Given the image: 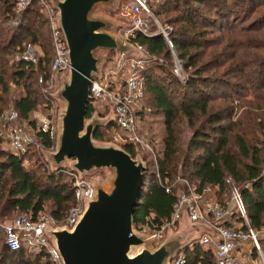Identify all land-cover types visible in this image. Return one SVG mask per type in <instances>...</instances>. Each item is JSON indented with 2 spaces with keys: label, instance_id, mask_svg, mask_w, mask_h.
Segmentation results:
<instances>
[{
  "label": "trees",
  "instance_id": "trees-1",
  "mask_svg": "<svg viewBox=\"0 0 264 264\" xmlns=\"http://www.w3.org/2000/svg\"><path fill=\"white\" fill-rule=\"evenodd\" d=\"M13 7L14 0H0V114L2 107L13 105L37 142L49 149L53 141L37 130L31 118L46 100L38 76L48 75L53 60L49 24L33 2L13 25ZM150 8L155 18L172 28L170 40L187 75L182 83L170 72L172 57L161 37L137 34L130 40L152 59L143 74L142 100L147 101L148 113L163 118L164 126L161 151H156L149 138L156 162L139 145H121L132 158L141 155L146 163L133 212L134 228L159 230L170 220L179 195L187 193L188 187L199 196H204L207 189H216V199L225 208L226 194L233 186L240 192L251 228L260 232L264 229V0H163ZM224 26L230 37L214 38L217 31L224 34ZM26 43L38 46L42 52L37 65L8 62L6 57L22 52ZM111 60V56L107 58ZM229 78L251 85L256 110L253 117L247 118L243 112L234 120L232 88L236 93L235 86H242ZM10 86L18 92L13 93ZM140 106L135 114L143 122L146 115L143 109L138 113ZM94 112L95 107L88 104L86 118ZM112 128H117L115 121L97 129L94 139L113 141L107 136ZM32 157L35 163L27 170L24 161ZM41 161L39 152L33 149L18 157L0 146V224H10L20 216L34 221L47 211L61 222L75 205L70 171H50ZM171 186L166 193L165 187ZM242 224L236 214L222 221V225L233 229ZM245 229L243 225L240 228ZM258 241L264 254V237ZM180 255L184 264H216L211 246L194 243ZM0 264L51 261L43 251H10L0 228Z\"/></svg>",
  "mask_w": 264,
  "mask_h": 264
},
{
  "label": "water",
  "instance_id": "water-1",
  "mask_svg": "<svg viewBox=\"0 0 264 264\" xmlns=\"http://www.w3.org/2000/svg\"><path fill=\"white\" fill-rule=\"evenodd\" d=\"M49 1L57 11L69 69L60 76V86L52 96L60 105L54 151L42 154L53 172L69 170L83 178L94 170H106L111 180L108 188L93 181V195L84 200L83 212L71 229L47 227L45 235L61 264H170L202 235H212L211 227L191 222L184 213L177 232L168 231L166 240L151 249L153 238L133 225L145 163L117 144L95 141L96 130L114 122L112 110L106 118L97 113L86 118L90 82L101 78L107 55L113 53L115 60L121 56L145 59L134 45L116 36L123 24L92 16L99 5H112L117 11L127 0Z\"/></svg>",
  "mask_w": 264,
  "mask_h": 264
},
{
  "label": "built area",
  "instance_id": "built-area-1",
  "mask_svg": "<svg viewBox=\"0 0 264 264\" xmlns=\"http://www.w3.org/2000/svg\"><path fill=\"white\" fill-rule=\"evenodd\" d=\"M162 1L127 0L121 7V16L129 22V25L119 29L117 37L124 44H131L130 40L137 34L145 37H161L170 53L175 54L170 40L172 28L160 24L150 8L151 4H158ZM33 2L37 3L40 11L47 18L53 49V60L48 75L38 76L40 90L47 98V95L50 97L53 92L58 77L68 72V50L57 25V11L49 0H14L11 24H17L21 13ZM134 46L144 54L145 59L121 56L118 60L114 58L107 61L102 69L101 78L92 79L90 82L91 104L93 106L103 104L112 110L117 128H112L108 132V136L113 139L114 144L120 146L128 143L139 145L142 151L150 154L156 162L154 148L149 139L138 130V120L135 114V110L140 106L144 96L143 74L152 59L144 48L138 45ZM38 58L36 48L28 45L13 57V62L35 66L38 63ZM173 59L171 72L183 83L186 75L183 72L182 64L178 58L173 57ZM162 62L163 60L159 59V63ZM19 124V115L14 108L0 114V146L9 151L11 155L20 157L30 149L39 153L54 149L56 125L52 120L45 119L37 127V130L46 133L53 141V145L49 149L43 148L34 136L26 132ZM70 176L73 178L75 205L69 210L63 221L58 222L49 213L42 212L37 215L34 221L20 216L10 224H0V228L4 232V243L10 251H18L21 248H25L29 252L43 251L51 264H61L57 251L45 235V230L47 227L71 229L83 212L84 200L93 195V180L90 177L79 178L72 172H70ZM159 184L162 185L160 181ZM186 185L188 186L187 183ZM171 188L172 186L165 187V192H169ZM230 188L232 211L223 208L216 201H208L203 195H196L192 188L188 187L187 193L179 195L170 220L163 224L159 230L150 232L145 228L137 231L149 235L155 242H159L163 238L164 232L178 226L183 214L186 213L191 222L211 227L212 235L204 234L196 243L206 247L211 246L214 249L216 264H264V254L258 241L259 232L250 226L240 192L233 186ZM234 214L242 219V225L246 228L244 231L240 230L242 225L238 229L222 225L224 218ZM245 244H251V249L245 248ZM171 264H184L182 255L176 256Z\"/></svg>",
  "mask_w": 264,
  "mask_h": 264
},
{
  "label": "rangeland",
  "instance_id": "rangeland-1",
  "mask_svg": "<svg viewBox=\"0 0 264 264\" xmlns=\"http://www.w3.org/2000/svg\"><path fill=\"white\" fill-rule=\"evenodd\" d=\"M125 3H126V1L122 2L120 4L119 9L117 11L115 10V8H116L115 6H112V5H99V6H97L94 9V11L92 13V16L93 17H98V16L99 17H103V18L108 19L114 25L115 24H123L124 27H125V26L129 25V22L127 20H125L121 16V7ZM204 12H205V14H207V10L206 9H204ZM157 20L159 21L160 24H162L163 26H166L164 24V21H162L161 19H157ZM240 21L238 23H236L235 29L239 28V25L241 23ZM233 22H234V20L231 22V25L233 24ZM227 29H228V27H225V26L223 27V30H225L224 34H226V35H224L222 33H219L217 31V32H215L216 35H213V37L217 38V37H220L222 35L225 36L226 38L230 37V35L228 36V32L226 31ZM117 33H118V30L115 32L116 36H117ZM28 45H32V44H30V43L24 44V49ZM32 46L36 48L38 57H40L42 55V52H41L40 48L38 46H35V45H32ZM230 52H232V51L230 50L229 53ZM16 54L17 53H15V52L12 53V54H9L6 57L8 62H10V63L13 62V57ZM170 55L172 57L171 61L173 62L174 61L173 57L177 58V54L175 52V54L174 53H170ZM110 56H111L112 59H114V54L110 53L106 57V62H107V58H109ZM170 70H171V67H170ZM221 71H223V70L221 69L220 72ZM183 72H184L185 75H187V72L184 69H183ZM59 78H60V76L58 77V80L56 81V86H55L53 92L51 93L50 97H49V95H47V98H45L46 99L45 103L42 105V107L39 108L36 112H34L32 114V116H31V118L35 121L36 128L45 119H47L49 121L52 120L54 125H56V123H57V114H58L60 105L55 99H53L52 96L55 94V92L58 90V88L60 86ZM229 79L232 80V82L238 83V84H240L242 86V87H240L239 85H236L238 87L235 86V88L237 90L236 93H235V90L232 88V91H233L232 92V94H233V96H232L233 104L232 105L235 107V113L234 114H236V117L234 118V120L239 118V116L241 114H243V112L247 113V118H249L250 116L253 117L254 113L256 112V110L254 109L255 100H254V95L252 93V89L250 88L251 85L246 83L242 79H235V80L231 79V78H229ZM10 88H11V91L13 93L16 92V91L18 92V89L16 87L10 86ZM19 90H21V89L19 88ZM9 99H10V97H9ZM141 104L142 105L140 106V109L138 110V113L140 112L141 109H143L144 110V114L146 116H145V119L143 120V122L139 121V118H138V124L140 126V128H138V130H140V132L144 136H146L148 139L152 138V140L154 141V145H155L156 151H161V149H162V138L164 136L163 118L160 117V116H152L151 113H148L149 110H148V106H147L148 104H147L146 99L142 100ZM220 106L223 107V104H220ZM94 107H95V112L94 113H97L99 118L109 117V113H110V110H111V109H109V107L104 106L103 104H97ZM12 108H14L13 105H11V104L9 105L8 104V105H5L4 107H2L1 110L3 112H5V111H7L9 109H12ZM19 121H20L19 125L21 126V128H23L26 132H28L29 134L32 135V130L30 129V127L27 126L25 123H23L20 119H19ZM108 125H106V126H108ZM106 126H101L98 129H103V127H106ZM253 131L257 134V130H256L255 127L253 128ZM107 136H108V134H107ZM187 136H188V134L185 133L184 137H187ZM258 136H259V134H258ZM95 141L97 143H113L114 144V142H112L111 140H109V141H107V140L106 141L95 140ZM118 146H120V145H118ZM120 147H122V146H120ZM52 151H54V149ZM52 151H49V152H52ZM42 152L39 153L40 158L42 159L41 162L44 163L49 168V170L51 171V169H50L49 165L47 164V162L45 160V157L42 154ZM137 157H140L143 160L141 155H137ZM34 163H35V158L34 157H32L31 159L28 158L26 161H24V165L27 168V170H30L33 167ZM145 168H146V163H145ZM88 177H90L93 181L94 180L100 181L103 186H106V188H108V186L110 185L111 173L109 171H106V170H97L96 171V170H94V171L91 172L90 176H88ZM216 194H217V190L216 189H213V190L207 189L205 191V193H204V196H205L204 198L207 199L208 201H211V200L216 201L220 205V203L216 199ZM225 199L227 201L225 209H228L229 211H232V208H231V205H230L231 188H229V191L226 194ZM220 206H222V205H220ZM46 213H48V211ZM179 223H178V226H176L175 228L168 229L166 232H164V236L159 242H155L153 240V243L151 244V249H153V250L156 249L160 244H162L166 240L167 235H168V231H172L174 233L177 232L178 227H179ZM259 235H260L259 238H263L264 237V229L259 232ZM244 246L247 249H251V244H245ZM179 255H180V253H178L176 256H179ZM170 264H171V262H170Z\"/></svg>",
  "mask_w": 264,
  "mask_h": 264
}]
</instances>
